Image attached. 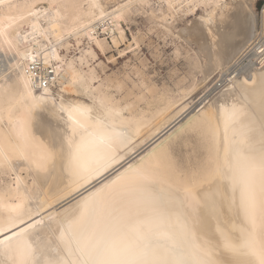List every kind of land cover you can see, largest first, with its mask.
Returning a JSON list of instances; mask_svg holds the SVG:
<instances>
[{
    "label": "bare ground",
    "instance_id": "6f19581e",
    "mask_svg": "<svg viewBox=\"0 0 264 264\" xmlns=\"http://www.w3.org/2000/svg\"><path fill=\"white\" fill-rule=\"evenodd\" d=\"M155 1L157 8L150 0H0V239L27 229L38 251L48 241L55 244L66 217L103 189L98 198L105 200L104 211L145 234L168 233L186 247L212 248L218 259L228 239L240 248V264H256L241 246L250 237L264 244V174L256 172L249 184L247 163L236 149L242 142L259 149L264 62L228 81L218 78L257 35L254 0ZM138 10L193 46L199 77L189 86L171 94L141 81L131 96L120 93L119 83L111 94L110 82L99 78L96 49L103 54L108 47L100 36L116 46L124 38L121 21ZM81 45L78 60L67 54ZM214 73L212 84L207 79ZM205 82L212 85L207 93L217 90L210 101L186 102ZM45 87L43 104L29 97H40ZM78 104L91 107L93 122L102 120L113 135L104 150L85 144L80 170L66 145L61 151L73 120L68 109ZM233 107L239 109L235 118ZM190 132L202 152L193 162H179L173 148ZM140 173L162 197L159 205L145 199ZM250 191L255 228L245 202Z\"/></svg>",
    "mask_w": 264,
    "mask_h": 264
},
{
    "label": "snow or ice",
    "instance_id": "6c2138e0",
    "mask_svg": "<svg viewBox=\"0 0 264 264\" xmlns=\"http://www.w3.org/2000/svg\"><path fill=\"white\" fill-rule=\"evenodd\" d=\"M44 63H49L47 53ZM31 83L32 75L29 74L26 87H30ZM47 92L45 87L44 94L40 97L31 92L28 95L34 102L43 104ZM260 95L264 99V78L261 81ZM63 110L62 107L61 111ZM68 111L73 120L69 126L70 132L61 143V151L66 145L70 162L80 170L85 168L82 162L85 144H89L94 150H104L111 147L113 135L102 120L96 119L93 122L91 107L78 104ZM238 114L239 109L233 107L232 116L235 118ZM260 137L258 151L253 144L247 142H242L236 149L238 158L247 163L249 184L256 172L264 174V125L261 126ZM139 175L143 177L139 187L145 199L153 205H159L162 197L154 191L153 182L144 173ZM103 191L98 190V193L86 198L66 217L55 244L48 241L38 251L37 242L30 238L27 229L0 239V256L7 258L0 261V264H240L236 259L241 254L240 248L231 240L224 241L223 256L218 259L217 252L212 248H202L198 244L186 247L168 233L145 234L138 228L129 226L124 217H112L104 211L105 200L98 198V194ZM245 202L250 222L255 228L256 203L251 191ZM241 247L247 250V255L255 258L256 264H264V244L257 246L250 237Z\"/></svg>",
    "mask_w": 264,
    "mask_h": 264
},
{
    "label": "rangeland",
    "instance_id": "374dc122",
    "mask_svg": "<svg viewBox=\"0 0 264 264\" xmlns=\"http://www.w3.org/2000/svg\"><path fill=\"white\" fill-rule=\"evenodd\" d=\"M262 1L263 0H254L253 3L257 15V28L259 25V13ZM150 5L157 8L155 0H150ZM160 6L163 5L161 4ZM133 16L129 22L121 21L124 34V38L121 42L114 46L109 37L107 38V36L102 35L100 38H106L108 47L103 54L96 49L97 58L93 61V64L99 73V78H104L108 83L110 82L108 90L111 91V94L116 93V91L114 92L115 85L119 83V85H122L120 91L122 95L132 92L131 96H134L141 87V81H145L155 89L164 88L168 93L174 94L179 86L187 87L192 83L193 79L199 77V71L195 68L193 60V46L186 44L172 34H166L162 27L150 24L146 20V17H144L145 15L142 11H136ZM191 17H187V19ZM174 22L173 24H175V26L176 24L178 25V27L176 26V30H178L182 26V22L178 20L177 23ZM133 38L137 39V43ZM85 47V45H81L78 49L76 47H71L67 54L73 55L74 58L78 60L79 56H83ZM189 47L191 48L189 49ZM61 52H64V50H61ZM47 67L50 69L52 68L51 65ZM215 74L216 73L212 74L207 81L211 83ZM208 82L200 84L196 90L190 93L185 98L186 102L191 105V99L193 97L194 100L199 99L195 104L202 98L204 100L203 103L209 102L217 90H214L215 92H212V94H210V92L207 93L209 89L208 86H210ZM205 94L208 96L207 98ZM195 104L191 106L190 109L193 108ZM199 106H201V104L194 108L190 114L195 112ZM183 138L184 141H182ZM183 138L178 141L177 145L173 148V154L179 162H193L199 158L202 152L196 145L197 136L194 132H190Z\"/></svg>",
    "mask_w": 264,
    "mask_h": 264
},
{
    "label": "built area",
    "instance_id": "2783aa9c",
    "mask_svg": "<svg viewBox=\"0 0 264 264\" xmlns=\"http://www.w3.org/2000/svg\"><path fill=\"white\" fill-rule=\"evenodd\" d=\"M263 8L264 0L261 4L260 13ZM257 30V35L243 48L241 53L227 68L221 72V75L218 77L219 79L228 81L232 77L244 75L264 62V54H262V50H264V20L261 17L259 18ZM223 84H226V82Z\"/></svg>",
    "mask_w": 264,
    "mask_h": 264
}]
</instances>
